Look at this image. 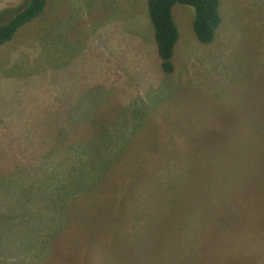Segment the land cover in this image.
<instances>
[{"label": "rangeland", "instance_id": "obj_1", "mask_svg": "<svg viewBox=\"0 0 264 264\" xmlns=\"http://www.w3.org/2000/svg\"><path fill=\"white\" fill-rule=\"evenodd\" d=\"M172 12L170 75L147 0H46L0 46V264H264V0L209 45Z\"/></svg>", "mask_w": 264, "mask_h": 264}, {"label": "trees", "instance_id": "obj_2", "mask_svg": "<svg viewBox=\"0 0 264 264\" xmlns=\"http://www.w3.org/2000/svg\"><path fill=\"white\" fill-rule=\"evenodd\" d=\"M24 1L25 5L21 11L0 24V46L8 43L21 27L38 17L46 6V0ZM175 5H184L193 9L192 30L196 41L200 44L209 45L221 23L219 0H147V14L153 30L161 70L166 75L173 72L170 60L178 40V31L172 17V8ZM156 171H159L158 167Z\"/></svg>", "mask_w": 264, "mask_h": 264}, {"label": "crops", "instance_id": "obj_3", "mask_svg": "<svg viewBox=\"0 0 264 264\" xmlns=\"http://www.w3.org/2000/svg\"><path fill=\"white\" fill-rule=\"evenodd\" d=\"M184 6V5H183ZM175 7V6H174ZM173 9V8H172ZM183 8H179L178 11H182ZM172 17L174 24L176 26V29L178 31V40L173 48L172 56L176 53L177 57L182 56V54L187 50V37L186 34L184 35L183 31L181 30V25L179 23L177 24L175 19H176V13H175V19H174V14L172 12ZM193 17H194V12H193ZM189 22H190V17H189ZM193 22V19H192ZM193 31V30H192ZM194 34V33H193ZM195 37V36H194ZM196 39V38H195ZM192 45V44H191ZM172 58V57H171Z\"/></svg>", "mask_w": 264, "mask_h": 264}]
</instances>
